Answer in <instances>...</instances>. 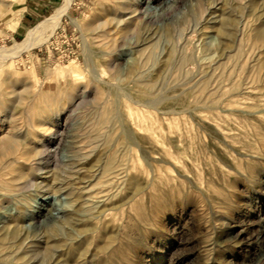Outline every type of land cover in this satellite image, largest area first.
I'll list each match as a JSON object with an SVG mask.
<instances>
[{
  "label": "bare ground",
  "instance_id": "bare-ground-1",
  "mask_svg": "<svg viewBox=\"0 0 264 264\" xmlns=\"http://www.w3.org/2000/svg\"><path fill=\"white\" fill-rule=\"evenodd\" d=\"M76 1L64 0L23 41L10 48H0V69L50 43L65 19H69L81 34L89 79L96 84L105 81L91 45L110 50L129 43L133 80L145 83V69L154 58L158 43L169 44L164 63L172 61L175 67L183 69L193 58L185 44H178L180 39H186L185 34L211 31L219 41L214 48L203 49L207 57L215 59L213 65L207 64L200 70L198 81L206 82L199 85L200 97L196 100L207 101L209 85L217 83L223 87V96L227 97V87L233 86V91L253 95L255 99L251 100L264 103V94L256 93L264 88V0H239L242 4L227 0L223 6L214 0L198 11L185 12L178 21L175 9L179 0H99V7L105 4L107 8L101 11L103 20L93 25L71 17ZM5 4V0H0V6ZM156 13L158 16H154ZM118 61L126 62L123 55L118 56ZM5 73V83L11 88L22 84L23 80L12 77L7 70ZM27 78L33 76L29 74ZM49 95V91L41 92L42 97ZM230 102L233 107L242 105ZM46 106H41L32 120L28 116L16 118L14 114L0 113V128L10 126L8 134L0 140V203L15 201L18 213L0 221V264H139L135 259L143 243L167 229L160 221L167 208L179 207L181 199L191 195L189 183L185 181L184 185L177 178L182 177L179 170L188 173L189 178L195 173L196 184L201 186L209 185L212 179L200 170L189 168L181 157L175 159L176 165L166 168L154 165L145 156L140 157L142 172L137 170L140 173L134 174L136 169L127 159V140L133 141V133L125 130L116 133L122 120L118 106L112 113L113 129L90 133L100 150L85 154V149L73 144L58 159L49 149L59 139L54 131L59 127L61 114L46 112ZM134 117L144 122L150 119V114H130L126 121L131 124ZM21 121L25 123L20 126ZM149 131L152 137L156 134ZM222 135L230 139L226 130ZM178 142L175 146L179 147ZM167 157L174 158L171 153ZM256 172V166L247 165L244 176L253 178ZM31 192L36 197L42 194L48 198H43L40 204L32 200L30 209L36 203V210L25 215L24 198ZM49 195L53 196L49 198ZM188 201L189 197L185 203ZM53 203L55 207L44 216L45 208ZM42 216L46 219L40 222ZM259 227L260 234L264 235V225ZM257 252L255 263L264 264V250L258 248Z\"/></svg>",
  "mask_w": 264,
  "mask_h": 264
},
{
  "label": "rangeland",
  "instance_id": "rangeland-1",
  "mask_svg": "<svg viewBox=\"0 0 264 264\" xmlns=\"http://www.w3.org/2000/svg\"><path fill=\"white\" fill-rule=\"evenodd\" d=\"M211 1L214 0H179L176 20L183 18L187 11L207 7ZM217 1L223 6L227 0ZM234 2L240 3L239 0ZM106 8L105 4L99 7V0H77L71 17L93 25L103 20L101 11ZM47 18L36 22L27 34ZM27 34L15 42L0 44V48L20 43ZM185 37L178 44L187 46L193 62L183 69L175 67L172 61L165 64L169 44L158 43L156 54L145 69V83L133 80L134 71L129 68L133 54L127 46L129 43L110 50L91 45L98 70L105 80L104 84H96L85 72L86 55L81 34L65 19L50 43L0 69V113L14 114L16 118L28 116L27 119L32 120L41 106L47 105L46 112L61 114L59 127L54 131L59 139L49 150L62 159L73 144L85 149V154L100 150L90 133L113 129L112 113L118 106L122 120L116 133L122 130L133 133V141L127 140V159L136 169L134 174L140 173L137 170L142 172L138 163L140 157L145 156L163 168L174 166L175 159L181 157L189 168L200 170L212 179L209 185L201 186L196 184L195 173L189 178L188 173L178 169L182 177L177 178L189 183L191 195L185 190L180 206L167 208L160 220L167 229L143 243L135 263L256 264L258 248L264 250V235L260 234L259 227L264 225V103L251 100L255 99L253 95L233 91V86L227 87L229 96H223V87L217 83L209 85L207 101L205 98L196 100L200 97L199 85L206 82L198 81L200 70L207 64L213 65L215 59L207 57L203 49L214 48L219 39L211 31L185 34ZM176 47L179 50L178 45ZM119 55H123L125 63L118 61ZM26 60L28 64L22 65ZM4 70L23 80L22 84L11 88L5 83ZM29 74L33 78L28 80ZM42 91H49V97H42ZM256 93L264 94V88ZM231 100L242 105L230 106ZM139 113H149L150 119L142 122L134 117L131 124L126 121L130 114ZM226 119L228 124H225ZM24 123L21 121L19 125ZM9 130L10 126L0 128V140ZM149 130L156 134L152 137ZM223 130L230 139H225ZM176 140L179 147L175 146ZM166 152L174 158H168ZM247 165L257 167L253 178L244 176ZM33 194L24 198L25 215L36 210V203L48 198ZM188 197L190 201L185 203ZM32 200L36 202L34 209H30ZM55 204L47 206L42 214L47 215ZM0 205V221L18 216L15 201H3ZM53 214L57 216L56 211ZM44 216L40 222L45 221Z\"/></svg>",
  "mask_w": 264,
  "mask_h": 264
},
{
  "label": "crops",
  "instance_id": "crops-1",
  "mask_svg": "<svg viewBox=\"0 0 264 264\" xmlns=\"http://www.w3.org/2000/svg\"><path fill=\"white\" fill-rule=\"evenodd\" d=\"M64 0H5L0 6V44L23 38L30 28L50 16ZM22 65L28 64L26 60Z\"/></svg>",
  "mask_w": 264,
  "mask_h": 264
}]
</instances>
